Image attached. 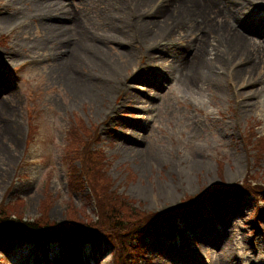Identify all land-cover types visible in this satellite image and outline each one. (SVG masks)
I'll list each match as a JSON object with an SVG mask.
<instances>
[{
	"label": "rangeland",
	"instance_id": "obj_1",
	"mask_svg": "<svg viewBox=\"0 0 264 264\" xmlns=\"http://www.w3.org/2000/svg\"><path fill=\"white\" fill-rule=\"evenodd\" d=\"M59 1L0 0V35L8 34L0 45V200L22 199L31 220L48 196V217L57 222L68 200L84 202L86 189L68 186L64 157L66 133L78 121L98 134L88 140L110 190L145 211L264 172L241 140L250 129L264 137V0H206L228 31L212 33L203 14L191 12L171 15L149 38L143 22L160 21L162 9L181 0ZM235 28L257 43L248 60L230 52ZM207 41L209 65L198 62L188 82L185 66ZM252 63L234 78L235 66ZM178 218L190 245L153 236L138 264H264V195L202 199ZM42 245L43 264H110L103 241ZM10 247L0 264H35L32 249Z\"/></svg>",
	"mask_w": 264,
	"mask_h": 264
},
{
	"label": "trees",
	"instance_id": "obj_2",
	"mask_svg": "<svg viewBox=\"0 0 264 264\" xmlns=\"http://www.w3.org/2000/svg\"><path fill=\"white\" fill-rule=\"evenodd\" d=\"M7 38L0 35V45ZM29 136L33 134L32 113L29 115ZM87 132L88 137H85ZM98 134H92L85 125H71L66 133L65 158L71 162L68 186L72 191L86 189L84 202L76 205L67 201L65 219L57 222L49 219L50 197L45 196L39 204L38 215L25 219L23 201L5 205L0 203V236L6 239L0 243V260L6 258L11 242L17 241L32 249L34 263H40L42 243L65 245L69 241H103L110 247V264H138L148 246V239L157 236L172 239L180 233L177 216L186 206L203 198L225 196H247L259 200L264 195V172L254 171L242 180L224 184L220 188L185 196L182 202L159 211H145L134 205L132 200L110 190L108 178L99 162V155L91 148V141ZM246 141L254 149L253 163L264 162V137L256 136L253 129L246 133ZM78 160L79 165L74 164ZM222 170V164H219ZM86 203L90 205L87 210ZM10 239V240H9ZM149 259V258H148Z\"/></svg>",
	"mask_w": 264,
	"mask_h": 264
},
{
	"label": "bare ground",
	"instance_id": "obj_3",
	"mask_svg": "<svg viewBox=\"0 0 264 264\" xmlns=\"http://www.w3.org/2000/svg\"><path fill=\"white\" fill-rule=\"evenodd\" d=\"M48 2H52V0H47ZM165 1H168V0H161L159 1V3H161V5H163V3H165ZM172 1H179V0H172ZM231 1V4H234L235 2H237L238 0H230ZM59 0H53L52 2V6L55 7L59 4ZM167 4V3H166ZM174 2L172 3L171 5V10H163V17L162 19L157 20V21H145L143 22V25H142V31H143V37L144 38H149L150 36L154 35L156 33V31L160 28V26L165 22V20H167L171 15L173 14H184V13H188L190 14L191 12H197V13H201L203 14L204 18L206 19V23L208 24L209 28L211 27V29L213 28L214 30L210 31L212 33L214 32H220L221 30H223V28L225 30L228 31V26L226 24L225 21H223L221 19L220 23H215L214 20H215V16H218L219 12H215L212 10V8H210L208 5H207V2L206 0H181L179 3L173 5ZM193 4V5H192ZM48 5V3H47ZM195 5V6H194ZM198 5L200 6L198 8ZM205 5L207 7H205ZM220 15V14H219ZM193 19V18H192ZM231 28H232V25L228 24ZM169 26V25H168ZM166 26L162 33H164L167 29ZM245 27V26H244ZM247 30H249L247 27H245ZM60 29L62 30V35L65 36L64 32L65 31V27H61L60 26ZM209 31V32H210ZM225 31V33L227 34L228 32ZM239 30L238 29H234L233 32H229V35L230 37L228 38V41H229V48H230V52L234 53V52H237V51H240V52H243L246 54L247 56V60L251 57L249 54V47L254 45V44H257L255 40H252V39H249L245 36H243L240 32H238ZM251 31V30H250ZM249 32V31H248ZM120 36V35H119ZM117 37V36H116ZM122 37V36H120ZM209 41H207L206 43L204 44H200L199 46V49L198 51L196 52L195 54V61L193 63H189L186 64V71L184 72V77L186 78V80L188 82H192V80H194L195 78V74L193 72V69L195 68V66L197 65L198 62H203V65H209V62H208V57H207V45H208ZM77 47V46H76ZM77 49H79L77 47ZM80 52V50H78ZM127 56V58H130L131 54L129 52H127V54H125V57ZM88 61H92L91 58L88 59ZM123 64H126V61L125 60H121V65ZM251 67H254V63L252 64H247L246 67H242V66H235L234 69H233V75H234V78L236 80H241L245 73L251 68ZM204 75L207 74V75H210L209 71L207 70H204L203 71ZM104 91H111V86L110 84H108V86H106L104 88ZM6 98H2L0 100V103L2 101H4ZM0 110L2 111H5V108H2V106L0 105ZM10 133H7V135H9ZM224 260V258H223Z\"/></svg>",
	"mask_w": 264,
	"mask_h": 264
}]
</instances>
